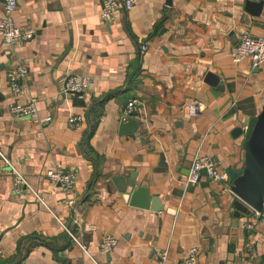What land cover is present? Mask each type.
Here are the masks:
<instances>
[{"label":"crops","instance_id":"1","mask_svg":"<svg viewBox=\"0 0 264 264\" xmlns=\"http://www.w3.org/2000/svg\"><path fill=\"white\" fill-rule=\"evenodd\" d=\"M245 2L137 0L106 21L103 0H18L14 20L34 35L11 46L0 36V149L49 208L0 173V264H183L193 246L200 264H264V217L251 207L235 217L239 198L222 183H186L197 154L242 168L245 130L264 106V64L231 55L244 31L264 36V8L253 16ZM19 64L27 71L15 93L9 72ZM69 74L94 85L65 92ZM32 98L38 115L15 118L11 106ZM133 99L141 123L122 134ZM189 100L203 104L198 116L183 111ZM73 114L83 116L78 128ZM54 167L77 172L73 189L45 177ZM116 175H133L162 210L131 205ZM105 236L117 239L109 252Z\"/></svg>","mask_w":264,"mask_h":264},{"label":"built area","instance_id":"2","mask_svg":"<svg viewBox=\"0 0 264 264\" xmlns=\"http://www.w3.org/2000/svg\"><path fill=\"white\" fill-rule=\"evenodd\" d=\"M137 0H103V9L101 12L102 18L109 21L113 18L115 11L119 8L124 10H130ZM18 7V0H4L3 12L4 15L0 17V36L6 45H14L19 42H28L33 35V30L21 29L14 20V13ZM146 50V46H142V51ZM234 62H240L244 58H249L254 66H261L264 64V36H258L244 31L241 34L239 43L233 47L231 51ZM26 68L22 64L15 66L9 72L11 85L15 93L21 91L20 81L26 74ZM94 85V79L92 76L86 74H69L65 80L63 90L65 92L83 93ZM183 111L189 116H198L203 110V104L199 100H189L183 104ZM137 112L142 114L143 107L138 104V100L133 99L128 102L125 108V115L131 112ZM11 113L15 118L31 119L38 115L37 99L32 98L28 103H17L11 106ZM48 121L50 116L46 118ZM68 124L72 127L78 128L83 122L82 115H71L68 117ZM206 169L207 175H202L201 170ZM9 170L14 176V190L19 194L23 191L30 190L35 198L49 208L46 199L41 196L35 188L30 184L28 178L17 168L11 158L7 156L0 149V173ZM203 176L209 181L222 183L224 190L232 191L231 184L228 181V175L224 169H222L217 162L208 155L197 154L189 169L187 177V184L200 183ZM45 177L54 184H59L65 189H73L77 181V172L73 169H64L61 167H54L47 169ZM255 216L264 217V202L263 210L256 211ZM249 228L252 225H248ZM69 231L72 239L79 243L78 238L72 233V231L65 226ZM117 244V239L113 236H105L101 242V249L105 252H109ZM83 249L85 246L81 244ZM249 246V245H248ZM252 248L251 246H249ZM3 250L0 248V262L3 259ZM154 257L161 261L167 260V250L156 249ZM183 264H200L199 262V250L196 246L191 247L188 250L186 258L183 260Z\"/></svg>","mask_w":264,"mask_h":264},{"label":"water","instance_id":"3","mask_svg":"<svg viewBox=\"0 0 264 264\" xmlns=\"http://www.w3.org/2000/svg\"><path fill=\"white\" fill-rule=\"evenodd\" d=\"M4 0H2L3 2ZM264 0H246L245 9L253 16L262 15ZM213 78V74H208V79ZM130 119H122L120 122V133H132L137 130L141 123L137 112L129 114ZM237 133H243V128H237ZM245 150L244 166L242 168L229 167L226 170L228 181L231 184L232 192L238 196L234 203L236 211L234 216L239 218L243 215H250L252 209L263 210L264 202V106L261 112L250 119L245 130ZM202 175H207L206 169L201 170ZM113 183L122 193L129 194L130 204L133 206L162 210L158 199L153 197L147 187L136 184V180L131 175L126 178L123 175H116L112 178ZM68 264H74L69 261Z\"/></svg>","mask_w":264,"mask_h":264}]
</instances>
